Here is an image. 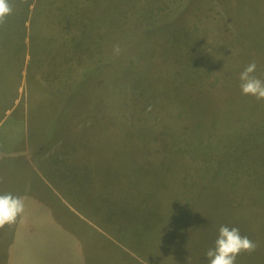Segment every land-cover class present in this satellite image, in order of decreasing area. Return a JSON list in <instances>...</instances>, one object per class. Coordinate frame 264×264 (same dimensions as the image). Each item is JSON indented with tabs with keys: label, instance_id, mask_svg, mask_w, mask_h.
<instances>
[{
	"label": "rangeland",
	"instance_id": "rangeland-1",
	"mask_svg": "<svg viewBox=\"0 0 264 264\" xmlns=\"http://www.w3.org/2000/svg\"><path fill=\"white\" fill-rule=\"evenodd\" d=\"M7 2L16 26L0 25V45L22 15ZM25 26V45L0 47V97L19 89L18 99L52 103L67 118L53 122L62 134L42 129L58 137L59 194L96 213L102 244L131 241L139 253L146 233L161 250L215 241L227 225L260 238L264 252V100L242 95L239 80L255 62L264 81V0H33ZM227 156L242 166L226 164L219 187L194 186L212 178L210 158ZM146 203L162 219L158 233L157 222L125 218ZM73 216L53 203L56 229L71 231L63 243L79 239Z\"/></svg>",
	"mask_w": 264,
	"mask_h": 264
},
{
	"label": "crops",
	"instance_id": "crops-1",
	"mask_svg": "<svg viewBox=\"0 0 264 264\" xmlns=\"http://www.w3.org/2000/svg\"><path fill=\"white\" fill-rule=\"evenodd\" d=\"M19 93L20 90L17 89L16 97L8 102L0 97V195L10 193L22 197L24 201V212L16 221L0 228V264H130L126 257L117 256L118 247L125 253L130 251L135 264H208L205 253L214 246L213 240L196 244L187 242L178 247H174V243H163L159 250L155 245L150 248L145 243L148 240L145 233L137 241L139 253L134 251L136 246L131 241L127 248L117 246L111 239L102 244V227L96 213L88 211L86 214L84 207L73 205L83 204L80 199L59 194L65 193L59 190L65 181L56 171L64 162L60 159L56 163L59 154L55 151L57 147L53 150V143L58 137L53 134L59 135L62 132L59 130L53 133V122L61 125L67 118L59 116L52 103L38 104L35 99L20 100ZM48 123H52L50 130L53 134L48 133V128L42 132L44 125ZM58 146L63 147V142H59ZM53 165L57 169L52 168ZM65 170L69 168L63 169ZM53 176L59 179H53ZM221 182L202 180V184L194 186L219 187L218 183ZM48 191L50 194H47ZM145 193L150 195L155 192L154 189H148ZM53 203L64 205L74 215L77 230L73 233L79 236L76 241L63 243V234L71 231L66 228L56 229L58 223L51 220ZM195 206L188 204L181 207L186 209ZM132 208L130 214L125 213L128 222L130 219V222L142 219L140 226L149 225L151 221L157 222L156 232L160 231L162 225L159 226L158 222L162 219H159L154 205L150 207L146 203L142 207L134 205ZM260 240L258 238L255 243V251L239 254L236 264H264ZM102 249H105L107 256L102 253Z\"/></svg>",
	"mask_w": 264,
	"mask_h": 264
},
{
	"label": "clouds",
	"instance_id": "clouds-1",
	"mask_svg": "<svg viewBox=\"0 0 264 264\" xmlns=\"http://www.w3.org/2000/svg\"><path fill=\"white\" fill-rule=\"evenodd\" d=\"M11 14L7 0H0V23ZM256 63H249L239 74L242 95L264 100V81L254 75ZM24 212L22 197L12 194L0 195V228L13 224L17 217ZM256 245L247 236H242L236 227L221 225L218 229L214 246L209 248L205 257L208 264H236V257L241 253L255 251Z\"/></svg>",
	"mask_w": 264,
	"mask_h": 264
},
{
	"label": "trees",
	"instance_id": "trees-1",
	"mask_svg": "<svg viewBox=\"0 0 264 264\" xmlns=\"http://www.w3.org/2000/svg\"><path fill=\"white\" fill-rule=\"evenodd\" d=\"M15 1H17L15 3ZM8 3V2H7ZM11 3V2H9ZM33 4V0H14V3H12L11 5H18V7L20 8V10L22 11V15L21 17L19 16L17 19H14L15 23L18 24L17 27L19 26V28L17 29V33L16 32H11V31H7L5 34L3 32L2 36L5 38V40H1V42L3 41V44L0 45V47L5 45H17L19 43V46H22L23 44L25 45V38H26V22L28 19V10L30 9V6H32ZM6 19L7 17H5L4 22L0 23V25H5V27L8 26V22L6 23ZM17 20V21H16ZM31 20H35V18H31ZM16 25L10 23L9 21V26L8 28H13ZM11 32V33H10ZM8 35L11 37V39L8 37ZM29 37V36H28ZM7 40V41H6ZM31 41H34V36L31 35ZM211 162L209 165H215L213 168V172L211 174L210 180H215L216 178V174L220 173L223 174V170L225 171V168L228 167L226 164H228L229 162H236V164L234 166L239 167L242 166V163L239 162V158L238 161H234L232 160L231 156H227L225 159L223 160H218V159H214V158H210ZM237 160V159H236ZM236 173L238 172H233L231 174H228V176L225 177L226 181L232 182V180H227V179H236ZM217 237V236H216Z\"/></svg>",
	"mask_w": 264,
	"mask_h": 264
}]
</instances>
